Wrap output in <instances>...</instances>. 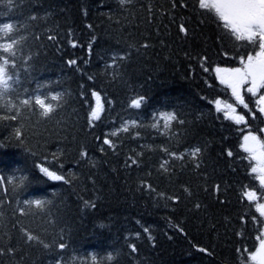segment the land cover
<instances>
[{"label":"trees","instance_id":"16d2710c","mask_svg":"<svg viewBox=\"0 0 264 264\" xmlns=\"http://www.w3.org/2000/svg\"><path fill=\"white\" fill-rule=\"evenodd\" d=\"M7 23L0 44L19 43L5 100L18 108L0 110L17 116L0 119V264H253L264 187L240 145L249 131L264 140V89L245 85V109L215 74L253 53L247 42L197 0H0ZM93 92L102 111L90 123ZM37 95L53 105L48 117L20 104ZM167 113L177 119L165 127ZM36 200L44 206L25 204Z\"/></svg>","mask_w":264,"mask_h":264},{"label":"snow or ice","instance_id":"6c2138e0","mask_svg":"<svg viewBox=\"0 0 264 264\" xmlns=\"http://www.w3.org/2000/svg\"><path fill=\"white\" fill-rule=\"evenodd\" d=\"M123 2V0H122ZM198 6L201 10L212 15L218 24L226 30V33L234 38L235 41L247 42L249 46L252 47L255 54H247L246 58L244 56L240 57V64L242 67L236 68H224L221 69L217 67L215 69L217 77L221 84L226 85L231 89L232 95L236 98L239 104L243 105L245 109H248V104L245 103L244 97L241 94V90L244 89L245 85L248 87L246 91L252 96H257L261 89H264V0H197ZM9 6L12 4V0H7ZM14 25L7 23L0 26V32L10 34L14 31ZM180 31L187 34V29L184 25L180 26ZM52 37H50L51 39ZM19 42L12 40L9 43L0 44V52L6 53L7 55L0 56V110L12 111L17 109L18 106L13 104L10 100H5V97L13 90V85L10 83L14 80V75L10 71V68H15V61L10 60L9 57H15L16 52L14 51L15 45ZM258 49V50H257ZM227 55V54H226ZM70 63H75L71 61ZM207 71V69H205ZM93 96L98 97V93L93 92ZM52 100H58L59 96H52ZM144 97H139L131 102V106L139 108L141 103L144 101ZM217 110L220 111L221 101L216 102ZM257 105H264V93L259 94L256 101ZM23 106H38L40 115L43 117H48L53 111L54 107L51 103H46V98H41L40 96H35L33 98L24 99L20 101ZM227 108L231 109L232 113L236 112V109L231 105H227ZM101 107L94 108L90 115L89 122L93 120L100 119ZM249 112H252L249 109ZM258 112L264 115V106L258 107ZM16 115L12 116H2L0 119H12L15 120ZM162 118L165 120V127L168 126V122L176 120L177 117L174 113L162 114ZM225 118L232 119L236 124L247 123L245 115L236 114L229 115L225 112ZM252 118H256V113L252 112ZM182 123V121H180ZM135 125V121L132 122ZM127 131V128L124 129ZM261 133H264V129H260ZM17 137L21 135L20 130L16 131ZM115 135V133H113ZM105 144H110V141L105 139ZM245 153L249 154V158L255 161V165L250 164L251 173H258L255 176L262 187H264V140L260 138L259 135L248 132L247 135L243 137V143L240 145ZM201 152L200 148H196L193 152V156H197ZM228 156H232V152L229 151ZM135 163V161H133ZM41 172H43L49 179L61 181L65 183L69 181L65 179L62 175H57L55 172L49 171L48 168L42 167ZM24 179L21 178L18 183H14L12 179H8V184H13L14 187H21L23 185ZM4 178L0 177V182H3ZM245 198L249 201L256 198V193L244 192ZM25 204L35 205L38 208L44 206V202L36 201H25ZM257 211L261 216H264V204L257 205ZM255 221V217H253ZM261 223H264L262 221ZM27 239L29 241L37 239L35 236L28 235ZM258 240V247L255 251L251 252L248 259L253 262V264H264V231H261L260 235L256 237ZM47 247V245H45ZM59 247L63 249L64 244H60ZM132 251L135 252V246H132ZM201 251H206L201 249ZM238 251H240L238 249ZM247 252V249H244ZM111 259V257H109Z\"/></svg>","mask_w":264,"mask_h":264},{"label":"rangeland","instance_id":"374dc122","mask_svg":"<svg viewBox=\"0 0 264 264\" xmlns=\"http://www.w3.org/2000/svg\"><path fill=\"white\" fill-rule=\"evenodd\" d=\"M240 67H242V65H241ZM261 106H264V105H261ZM97 107H98V104H97L96 108H97ZM220 108H221L223 111L228 112L229 115H236V113H232L231 109L227 108V104L223 103L222 101H221ZM263 134H264V133H263ZM262 204H264V203H262Z\"/></svg>","mask_w":264,"mask_h":264}]
</instances>
